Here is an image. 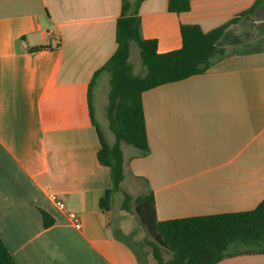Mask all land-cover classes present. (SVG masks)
I'll return each instance as SVG.
<instances>
[{
	"label": "crops",
	"instance_id": "1",
	"mask_svg": "<svg viewBox=\"0 0 264 264\" xmlns=\"http://www.w3.org/2000/svg\"><path fill=\"white\" fill-rule=\"evenodd\" d=\"M122 5L0 0V238L16 264H141L100 206L112 184L91 116L114 144L109 73L94 77L117 50ZM253 7L226 28L217 46L227 55L205 74L143 94L149 153L122 145V188L152 192L159 221L245 212L264 200V0H191L181 15L168 0L140 6L142 37L161 54L181 48L182 24L210 32ZM42 211L55 221L49 228ZM218 264H264V255Z\"/></svg>",
	"mask_w": 264,
	"mask_h": 264
},
{
	"label": "trees",
	"instance_id": "2",
	"mask_svg": "<svg viewBox=\"0 0 264 264\" xmlns=\"http://www.w3.org/2000/svg\"><path fill=\"white\" fill-rule=\"evenodd\" d=\"M144 1L131 3L123 0L116 29L117 50L94 77L100 72L110 75L106 114L109 129L115 137L114 144L105 139L91 111L101 142L97 159L101 166L109 169L112 184L101 198L100 206L112 211L116 193L124 196L123 211L129 212L134 203L138 220L150 237L145 244L151 249L156 264H218L240 255H264V200L250 211L159 221L152 192L134 199L122 188L125 180L122 145L139 150L141 156L149 153L143 94L205 74L216 61L227 55L226 50L217 46L226 28L255 11L253 7L210 32H204L199 25L182 24L181 48L161 54L157 40L144 39L141 34L140 6ZM168 10L176 15L187 13L191 10V0H168ZM132 43L139 48L144 74L133 73L130 62ZM42 216L45 228L55 223L47 212L42 211ZM238 245L246 249L231 252V246ZM164 252L172 254L169 261L165 260ZM0 264H16L1 238Z\"/></svg>",
	"mask_w": 264,
	"mask_h": 264
},
{
	"label": "rangeland",
	"instance_id": "3",
	"mask_svg": "<svg viewBox=\"0 0 264 264\" xmlns=\"http://www.w3.org/2000/svg\"><path fill=\"white\" fill-rule=\"evenodd\" d=\"M129 1L132 3L136 2V0ZM130 62L132 64L134 74H144V70L139 57V48L135 43L131 44ZM125 191L134 199L140 196L135 194L134 192H130L127 189ZM123 202L124 196L121 193H116L114 198L113 210L111 213V233L115 234L116 236L122 237L137 250L141 264H156L152 258L151 249L145 244V240L149 239L150 237L138 220L134 203L131 204V209L129 212H127L122 210ZM120 228L122 230H117ZM233 247L234 246H231L230 248V250L232 249L231 252L243 251L246 249V247L242 245H238L234 248ZM164 258L166 261H169L172 258V254L169 252H164Z\"/></svg>",
	"mask_w": 264,
	"mask_h": 264
},
{
	"label": "built area",
	"instance_id": "4",
	"mask_svg": "<svg viewBox=\"0 0 264 264\" xmlns=\"http://www.w3.org/2000/svg\"><path fill=\"white\" fill-rule=\"evenodd\" d=\"M49 198L52 202H54L59 210L67 211L65 203L57 195L50 194ZM67 222L76 229H80L82 227L79 216L75 212H67Z\"/></svg>",
	"mask_w": 264,
	"mask_h": 264
}]
</instances>
